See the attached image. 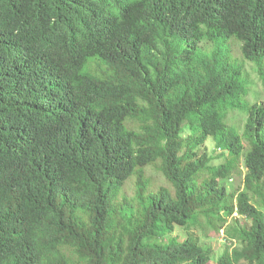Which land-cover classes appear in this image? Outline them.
I'll return each instance as SVG.
<instances>
[{
  "label": "trees",
  "instance_id": "1",
  "mask_svg": "<svg viewBox=\"0 0 264 264\" xmlns=\"http://www.w3.org/2000/svg\"><path fill=\"white\" fill-rule=\"evenodd\" d=\"M234 44L264 85V0H0V264H211L172 234L234 214L216 264H264V103Z\"/></svg>",
  "mask_w": 264,
  "mask_h": 264
},
{
  "label": "rangeland",
  "instance_id": "2",
  "mask_svg": "<svg viewBox=\"0 0 264 264\" xmlns=\"http://www.w3.org/2000/svg\"><path fill=\"white\" fill-rule=\"evenodd\" d=\"M234 54L235 57L240 61L244 62L241 58L239 48L234 44ZM246 76L249 81V95L247 97L248 103L250 105L254 103H264V85L260 82L257 74L256 66L252 63L244 62ZM247 114L240 110H234L229 113L226 123L229 127L235 128L239 134L243 133V129L246 123ZM204 152L210 157V162L208 166L210 168H216L230 158L227 152H222L216 148L215 141L210 139L204 146ZM244 159L242 158L239 165L240 171H236L231 179H226L220 182V186L224 187L229 194L236 193L243 189V178L246 172L244 166ZM146 176L150 181L149 191H158L161 187H167L171 189L170 185L166 181L164 175L159 169L158 165H152L146 168ZM136 180L132 178L124 187L123 191L119 196V205L124 207L126 204H135L136 201ZM252 204L256 205L260 211L264 214V206L260 204L257 199L253 198L251 200ZM201 226H191L189 229L177 228L172 236L187 237L188 235H194L199 238L200 244L205 248L212 249V262L211 264H216L217 260L223 254L226 249H232L238 247L236 241H232L230 236H227L228 231L232 234V231L241 226H246L247 222L244 218L234 214L233 218H229L228 222L225 224L224 228L217 232L215 228L209 226L207 220L202 218L200 220ZM245 264V263H240Z\"/></svg>",
  "mask_w": 264,
  "mask_h": 264
}]
</instances>
